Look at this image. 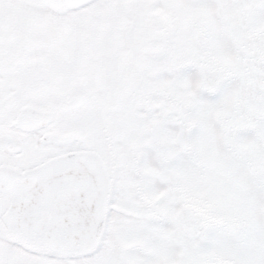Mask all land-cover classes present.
<instances>
[{
  "label": "snow or ice",
  "instance_id": "1",
  "mask_svg": "<svg viewBox=\"0 0 264 264\" xmlns=\"http://www.w3.org/2000/svg\"><path fill=\"white\" fill-rule=\"evenodd\" d=\"M0 264H264V0H0Z\"/></svg>",
  "mask_w": 264,
  "mask_h": 264
}]
</instances>
